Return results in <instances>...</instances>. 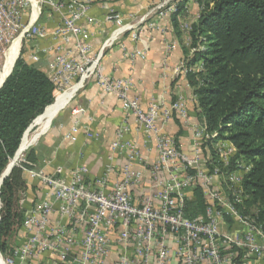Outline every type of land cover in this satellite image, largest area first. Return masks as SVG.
Instances as JSON below:
<instances>
[{"label": "built area", "instance_id": "built-area-1", "mask_svg": "<svg viewBox=\"0 0 264 264\" xmlns=\"http://www.w3.org/2000/svg\"><path fill=\"white\" fill-rule=\"evenodd\" d=\"M108 1L0 0V45H6L7 51L18 40L15 60L22 56L27 62L39 64L43 58H50L48 78L55 86L52 104L58 95L67 91L73 94L90 82H95L103 93L114 94L147 139H154L157 158L150 165V172L154 182L160 185L159 193L156 198H147L139 204L131 200L129 187L140 184L143 173L134 166L138 158L134 143L123 140L127 131L125 124L119 126L110 142L107 163L97 178L87 180L82 166L76 167L68 179L59 175V167L51 174L23 168L26 178L38 179L48 186L52 200L35 203L24 215L22 228L26 234L19 245L11 247L12 254L5 258L6 263L34 264L35 260L49 254L55 258L54 264H107L113 233H117V240L126 248L130 246L133 255L139 258L135 261L126 251L118 256L116 264H149L151 254L154 264H167L172 257L177 264H205L207 260L212 264H248L243 261L248 256L221 255V248L230 245L264 260V230L253 218L242 215L235 205L242 204L243 200L238 187L241 177L234 171L224 175L216 166H212L211 174L207 173L206 164L183 154L174 138L164 131L172 114L185 126H192L183 98L177 96L167 106L151 99L142 107L138 98L131 95L130 78H115L102 70L101 60L106 49L116 43L120 45L119 40L124 36L140 45L129 57L143 59L148 49V38L143 35L148 29V25H144L147 15L153 13L159 18H168L177 11L179 0H161L139 17L117 12ZM96 2L102 10L104 25L89 15ZM44 14L48 17L47 27L40 22ZM105 24L111 28H106ZM102 35L99 47L94 50L93 40ZM173 47L168 46L167 51ZM179 67L187 72L184 61ZM83 111L79 105L71 108L72 116H76L74 124H79L77 116ZM81 128L86 136L94 137L89 126L81 125ZM194 129L206 142L213 137L204 126ZM216 147L220 160L226 164L234 147L220 140ZM117 150L125 152L126 160L117 171L118 176L110 180L115 173L112 161ZM237 168L245 172L248 167L240 163ZM163 173L165 179L161 178ZM212 177H223L229 182L226 184L229 193L214 187ZM198 183L209 205L204 216L188 218L183 213V199ZM54 211L59 219L51 226ZM225 216L243 226L241 235L231 237L219 232V224ZM67 226L80 235L76 242L67 237ZM169 240L175 244L173 250L168 246ZM76 243L77 252L74 251Z\"/></svg>", "mask_w": 264, "mask_h": 264}, {"label": "trees", "instance_id": "trees-1", "mask_svg": "<svg viewBox=\"0 0 264 264\" xmlns=\"http://www.w3.org/2000/svg\"><path fill=\"white\" fill-rule=\"evenodd\" d=\"M193 1L199 11L189 32L191 42L182 47L185 76L202 124L213 135L211 140H226L235 149L226 164L213 147L209 155L224 175L240 163L248 167L238 184L242 204L235 205L264 230V0ZM184 2L178 1L171 21L184 10ZM54 89L35 64L22 56L15 60L0 87V177L27 128L54 102ZM34 158L28 151L0 184L3 258L12 254L10 234L22 226L24 216L15 206V194L24 190L22 169L31 168ZM207 205L203 187L198 183L190 196H184L182 209L186 217L198 218L205 215ZM220 253L250 257L234 245L221 248Z\"/></svg>", "mask_w": 264, "mask_h": 264}, {"label": "crops", "instance_id": "crops-1", "mask_svg": "<svg viewBox=\"0 0 264 264\" xmlns=\"http://www.w3.org/2000/svg\"><path fill=\"white\" fill-rule=\"evenodd\" d=\"M159 1L161 0H109L108 3L117 12L139 17ZM183 6L184 10L176 15L173 21L170 16L159 18L153 13L147 15L144 25H148V29L143 35L148 38V49L143 59L129 57V54L140 45L137 41L124 36L119 40L120 45L116 43L112 48L106 49L101 66L104 74L115 78H130L133 82L131 95L138 98L142 107H146L151 99L167 106L177 96H181L186 105L188 121L192 126H185L176 114H172L164 126V131L174 138L183 154L189 158H198L200 163L207 165L206 172L211 174L209 168L214 165L209 155L210 149L213 147L218 153V158L221 159L216 147L219 140L206 142L194 129V127L203 126L202 119L197 113L195 97L187 83L185 73L179 67L180 62L184 61L182 47H188L191 42L189 32L192 25L197 22L199 8L193 0H185ZM101 11L99 2H96L91 7L89 15L103 24ZM47 21L46 14L42 15L40 22L46 27L48 26ZM105 27L109 29L111 25L105 24ZM102 37L103 35L93 40L94 50L99 47ZM40 43H46V41H40ZM171 45L174 47L168 52L167 47ZM49 63L50 58H43L39 64L35 65L48 76ZM196 69L194 67V70ZM69 96L54 116L49 119L47 126L37 132L32 142L25 147L24 150L32 144L29 151L35 157L32 167L28 169L42 170L51 174L59 167V175L68 179L76 167L82 166L86 170L87 180L97 178L102 175L104 165L107 163L110 142L114 139L119 126L125 124L127 131L123 134V140L134 143L138 151V158L134 162V166L143 173V181L129 187L131 200L139 204L147 198H156L160 185L154 182L150 172V165L157 158L153 137L147 139L145 132L135 124L132 116L125 113L118 98L114 94L103 93L95 82L88 83L73 94L71 92V96ZM75 105L81 106L84 110L77 116L79 124H74L76 116L71 114V108ZM81 125L89 126L94 131V137L86 136ZM66 135L67 137H65ZM125 160L126 155L123 150L115 151L112 161L115 173L111 174L110 180L118 176L117 171ZM233 171L239 177L244 174V171L238 168ZM21 176L25 188L15 194V206L21 210L24 216L35 203L52 200V194L48 186L38 179L26 178L23 171ZM161 178L165 179L166 174L163 173ZM212 181L214 187L227 193L229 182L227 183L223 177H212ZM195 187L190 189L185 196H190ZM58 219L59 215L57 211H54L50 218V225H55ZM218 228L221 234L231 237L241 235L244 229L241 224L229 216L223 218ZM25 234L26 231L22 226L14 229L8 238L10 247L19 245ZM66 235L68 238L71 237L74 242L80 238V235L72 232L69 226H67ZM168 246L172 250L175 248V244L171 240L168 241ZM74 248H76L75 252L79 251L77 243ZM110 249V255L106 260L107 264H116L118 256L126 251L131 257H134L135 261H139V258L133 255L130 246L126 248L117 240V233L112 235ZM154 261L155 258L151 254L149 264H154ZM243 261H247L248 264H264V260L261 258H252L251 256L244 258ZM55 262V258L48 254L35 260L34 264H54ZM167 264H177V262L172 257ZM205 264L212 263L207 260Z\"/></svg>", "mask_w": 264, "mask_h": 264}, {"label": "bare ground", "instance_id": "bare-ground-1", "mask_svg": "<svg viewBox=\"0 0 264 264\" xmlns=\"http://www.w3.org/2000/svg\"><path fill=\"white\" fill-rule=\"evenodd\" d=\"M17 44H18V40L14 41V43L6 51L4 62L2 64V69L0 71V83L9 74L10 70L12 69L14 59L16 58ZM71 92L72 91H68V92H65L63 94L58 95L56 97V99L58 98L56 103L54 105L50 106L48 109H46L44 115H41V117L36 118V120L33 122V126H37V130L31 134H29V131L25 132V134L23 135V137L21 139L20 145H19L18 150L16 152V155L14 157V160H16L19 157V155L21 154V152L25 149V147L32 142V140L36 136L37 132H40L41 130H43L47 126L49 119L52 116H54V114L57 112V110L63 104V102L68 98V96L71 94ZM10 162H12V159ZM7 168H5V169H7ZM0 264H5L1 257H0Z\"/></svg>", "mask_w": 264, "mask_h": 264}, {"label": "rangeland", "instance_id": "rangeland-1", "mask_svg": "<svg viewBox=\"0 0 264 264\" xmlns=\"http://www.w3.org/2000/svg\"><path fill=\"white\" fill-rule=\"evenodd\" d=\"M6 47H7L6 45H0V71L2 69V64L4 62ZM36 130H37V126H33V123H32V127L28 130L29 134L35 132ZM31 146H32V144L30 146H28V148L26 150H24V152L22 151L23 153L21 152L19 157L15 160V162H14L15 164H18L22 159H25V156H26L27 152L30 150ZM232 189H235V187H233ZM2 259L5 262V264H7L6 259L5 258H2Z\"/></svg>", "mask_w": 264, "mask_h": 264}, {"label": "water", "instance_id": "water-1", "mask_svg": "<svg viewBox=\"0 0 264 264\" xmlns=\"http://www.w3.org/2000/svg\"><path fill=\"white\" fill-rule=\"evenodd\" d=\"M14 62H15V60H14ZM14 62H13V65H14ZM13 65H12V68H13ZM12 70V69H11ZM11 70H10V72H11ZM10 72H9V74H10ZM8 74V75H9ZM7 75V76H8ZM6 76V77H7ZM6 77L2 80V82L0 83V87H1V85L3 84V82H4V80L6 79ZM51 105H53V104H51ZM51 105H49V106H51ZM49 106H47L46 108H45V110L49 107ZM45 110H44V112H45ZM44 112L41 114V115H43L44 114ZM41 115H38L36 118H38L39 116H41ZM35 118V119H36ZM34 119V120H35ZM34 120H33V122H34ZM51 121V120H50ZM32 122V123H33ZM32 123L30 124V126L27 128V130L26 131H28L31 127H32ZM25 131V132H26ZM25 134V133H24ZM18 150V149H17ZM17 152V151H16ZM16 152H15V154H14V156H13V158H12V162H10L8 165H7V169H5L4 171H3V173H2V175H1V177H0V184H1V182H2V180L10 173V170L12 169V167L15 165V163H14V157H15V155H16Z\"/></svg>", "mask_w": 264, "mask_h": 264}]
</instances>
